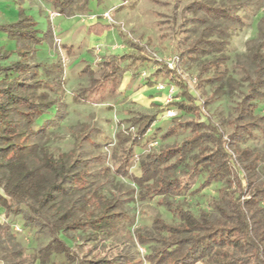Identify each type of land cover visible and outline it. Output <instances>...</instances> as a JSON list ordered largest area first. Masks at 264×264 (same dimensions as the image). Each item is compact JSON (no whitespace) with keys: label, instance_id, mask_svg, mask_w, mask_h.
I'll return each instance as SVG.
<instances>
[{"label":"trees","instance_id":"trees-1","mask_svg":"<svg viewBox=\"0 0 264 264\" xmlns=\"http://www.w3.org/2000/svg\"><path fill=\"white\" fill-rule=\"evenodd\" d=\"M48 1L58 14L68 17L76 10H92L94 1L101 5L108 0ZM250 5L256 3L227 0L225 4H213L208 0H192L181 10L183 15L191 14V21L203 27L179 58L182 62L198 63L195 87L201 94L209 87L211 95L202 106L182 73L163 63L153 75L172 81L182 97L174 102L176 109L195 116L173 118L162 138L173 137L181 130H189L188 137L179 144L164 147L158 154L147 155L140 161V175H135L129 172L135 148L143 145L158 120V113L137 112L126 120L128 131L116 133L112 154L118 165L114 172L134 182L140 189L141 200L162 196L160 203L178 219L169 222L157 214L151 226L134 230L136 241L148 250L145 260L149 264H264V152L244 146L258 132L264 133V115L257 113L264 102V19L246 56L239 58L240 80L230 74L229 57L225 54L226 30L219 27V22L243 27L246 22L238 14V7ZM18 16L16 21L0 23V31L19 44L18 59L7 64L1 62L8 60L14 51L0 47V75H3L0 79V206L7 214L22 216L25 226L49 237L26 264H53L55 255H63L66 264H142L129 251L99 257L90 248V257L87 253L81 256L61 237L64 235L76 244V235L80 234L83 245L95 247L101 240L117 237L129 215L122 198L116 194L108 196L101 188H91L95 175L93 158H88L80 148L55 155L41 141L46 126L36 128L37 120L52 108L58 111L56 98H50L43 88L49 87L51 79L55 80L54 73H62L63 68L59 64L49 67L34 61L37 48L30 45L42 44L47 34H42L25 9L20 8ZM111 29L110 24L98 21L89 25L87 32L102 35ZM125 59V55L111 54L101 60L99 70L85 66L81 72L88 76V85L73 99L100 101L112 97L126 71L121 65ZM136 59L140 61L132 76L145 62L151 61L142 55ZM55 83L61 85V79ZM237 91L239 100L230 118L218 123L210 118L201 120L203 107L224 94L236 95ZM221 126L230 127L226 137ZM197 176L203 178L198 191L223 183L212 200L211 210L199 208L196 213L185 202L165 197L182 193L188 181ZM1 243L7 244L5 248L19 247L10 224L0 223ZM81 243L78 247L82 249ZM15 252L22 256L20 248Z\"/></svg>","mask_w":264,"mask_h":264},{"label":"rangeland","instance_id":"rangeland-1","mask_svg":"<svg viewBox=\"0 0 264 264\" xmlns=\"http://www.w3.org/2000/svg\"><path fill=\"white\" fill-rule=\"evenodd\" d=\"M191 1L108 0L101 5L94 1L92 10L88 12L76 10L73 15L66 17L58 14L48 0H0V23L16 21L20 8H23L27 14L33 16L42 34L46 32L47 40L39 45H30L37 48L34 61L49 67L59 64L63 68L62 73L57 72L52 76L55 80L61 79V85H56L55 80L51 79L50 86L43 88L50 98H56L58 111L57 108H52L37 120L36 128L42 124L46 126V133L41 141L55 155L80 148L88 158H93L95 175L91 188H101L108 196L116 194L122 198L129 215L125 228L117 237L101 240L95 247L83 245L80 234L76 235V244L62 235L67 244L81 256L87 253V257H90L92 253L99 257L104 255L111 257L121 251H129L135 257H139L142 264H149L145 260L148 250L136 241L134 230L151 226L157 214L169 222L178 221L172 212L160 203L164 199L162 196L145 201L139 198L140 189L134 182L114 172L118 161L114 159L112 153L117 142L116 133L119 130L128 131L126 120L137 112L158 113V120L143 140V145L135 148V155L129 167L131 174L140 175V161L147 155L158 154L166 146L179 144L191 134L189 130H181L173 137L162 138L161 134L172 124L173 118L182 116V119H191L195 116L184 115L176 109L174 102L181 100L182 97L179 95L180 89L175 87L172 81L164 76L153 75L160 64L167 65L175 57H180L188 44L199 35L203 26L191 21V14L183 15L181 11ZM208 1L213 4L227 3V0ZM253 1L256 6L238 7V14L246 22L243 27L219 22V27L226 30L228 43L225 54L229 57L227 65L230 74L236 80L241 79L239 58L246 56L248 47L251 41L257 38L258 27L264 19V0ZM105 12L109 13L110 19L106 18ZM98 21L110 24L112 29L102 35L88 33V26ZM132 43L134 46H131ZM18 46V41L0 31V47L3 50L14 51L8 60L1 63L7 64L18 59ZM111 54L126 56L121 62L126 71L115 94L100 101H75L73 97L89 82L88 76L82 74L81 70L87 65L99 70L101 60ZM139 55L148 57L151 61L145 62L132 76L140 61L136 59ZM155 60L159 63L156 64ZM174 67L187 79L190 89L198 99L197 102L203 106L205 98L211 95V89L207 87L204 94L196 89L198 63L180 60ZM2 77L3 75H0V79ZM148 81H152L153 86H149ZM245 85L243 83V90ZM238 100L239 91L236 95L224 94L208 107L202 108L201 120L210 118L218 123L219 120L230 118L234 114ZM257 113L264 115V102L259 105ZM221 131L226 137L230 127L221 126ZM85 137L88 139H84ZM244 146L253 151L264 152V133L258 132L257 137ZM202 180L201 176H197L194 180L188 181L182 193L165 197L170 201L185 202V206L196 213L199 208L211 210L212 200L218 196L223 183H215L198 191ZM0 223L11 225L19 246L16 249L5 248L7 244L1 243L0 264L17 262L26 264L30 262L32 253L49 240L45 233L25 226L22 216L7 214L1 206ZM80 243L82 249L78 247ZM19 248L22 256L15 252ZM53 264H66V259L63 255H55Z\"/></svg>","mask_w":264,"mask_h":264},{"label":"built area","instance_id":"built-area-1","mask_svg":"<svg viewBox=\"0 0 264 264\" xmlns=\"http://www.w3.org/2000/svg\"><path fill=\"white\" fill-rule=\"evenodd\" d=\"M104 14H105L106 18H109V19H110V16H109V13H108V12H105ZM179 61H180V58L177 56V57H175V58L172 60V62L167 63V65H168L171 69H174V68H175L174 65L176 66V65L178 64ZM161 87L163 88V86H161ZM171 88L173 89V87H171Z\"/></svg>","mask_w":264,"mask_h":264}]
</instances>
